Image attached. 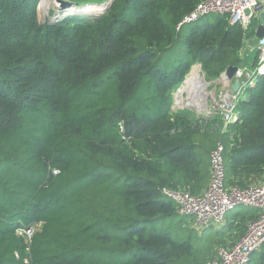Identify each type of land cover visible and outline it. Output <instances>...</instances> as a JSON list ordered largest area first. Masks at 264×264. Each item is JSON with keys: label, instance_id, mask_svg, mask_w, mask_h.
Instances as JSON below:
<instances>
[{"label": "trees", "instance_id": "trees-1", "mask_svg": "<svg viewBox=\"0 0 264 264\" xmlns=\"http://www.w3.org/2000/svg\"><path fill=\"white\" fill-rule=\"evenodd\" d=\"M37 1L0 0V264H204L237 242L257 209L207 233L185 218L161 229L178 215L161 189L202 192L218 142L226 187L262 181L264 75L225 130L218 111L171 110L194 64L207 81L242 64L257 18L176 29L201 0H112L98 16L41 22Z\"/></svg>", "mask_w": 264, "mask_h": 264}, {"label": "built area", "instance_id": "built-area-1", "mask_svg": "<svg viewBox=\"0 0 264 264\" xmlns=\"http://www.w3.org/2000/svg\"><path fill=\"white\" fill-rule=\"evenodd\" d=\"M262 3V0H201L181 19L176 29L183 24L195 23L212 13L225 14L230 24L238 23L247 28L257 18L256 8ZM252 51L256 63L249 70L251 78L264 75V37L256 40ZM245 70L238 67L234 77H241ZM248 85H252L251 80ZM243 88L245 86L237 93L219 92L220 100L215 102L213 111H218L223 130L238 119L237 103L244 96ZM210 171V180L199 194H191L181 188H162L161 193L174 201L177 214L188 217V226L197 232L206 227L222 225L226 215L239 206L257 209V217L247 223L245 232L238 241L231 246L218 247L215 256L204 263L248 264L251 254L264 246V174L260 184L244 188L226 187L221 142L216 143L210 153ZM52 173L56 175L58 171L53 169ZM33 231L32 226H25L20 228L19 233L28 242ZM24 261L28 264L27 259Z\"/></svg>", "mask_w": 264, "mask_h": 264}, {"label": "rangeland", "instance_id": "rangeland-1", "mask_svg": "<svg viewBox=\"0 0 264 264\" xmlns=\"http://www.w3.org/2000/svg\"><path fill=\"white\" fill-rule=\"evenodd\" d=\"M69 1H71L73 3H77V6L74 5L75 11H78L75 14H86L88 16H98V15L102 14L103 12H105V10L107 9V6H108V3H109L110 0H69ZM95 5H98V6L103 5V9L100 11V13H94L90 9H88V7L95 6ZM36 6L38 8V17H39V20L41 22L54 20L56 14L60 12V10L58 8V2L56 0H38ZM85 7H87V8H85ZM198 67H199V64L198 63L194 64L191 67V69L189 70V72L185 76V79L183 80V82L178 87L179 89H182V87H185L186 84H185L184 81H186V83H187V80L189 78H191L190 76H192L194 70H196V69L199 70ZM215 80L216 79L211 80V84L208 85V86H206V88L204 90L205 94H202V95L201 94L193 95L192 92H194V91H192V88H191V90L189 89L188 90V93L189 94H188L187 100L186 99H182L181 100L182 105H180V106L177 103V110H180L181 108H184V109L189 108L187 110H190L193 113L199 111V112H201V113L204 114V109L205 108H203L201 99L203 97L207 96L210 93H213V94H215V96H217V94H218V87L221 86V84L220 85H218V84L216 85L215 84L216 83ZM253 80H255V77H253ZM177 89L176 90H173L171 92L172 96H173V94H178ZM242 92H244V90ZM188 101H191V103L189 104ZM196 105H197V107H196ZM181 110H183V109H181ZM181 218H185V221H183V224L185 226H188V221H189L188 217L181 216V215H177V218H176L177 220L176 219H175V221L167 220L161 226H160V224H158V227H160L161 229H166V227H168L169 229H171L173 227H176V224L178 223V221H180ZM219 227H220L219 225L218 226H215V227L214 226H211V228H219ZM171 232H173V231H171Z\"/></svg>", "mask_w": 264, "mask_h": 264}, {"label": "crops", "instance_id": "crops-1", "mask_svg": "<svg viewBox=\"0 0 264 264\" xmlns=\"http://www.w3.org/2000/svg\"><path fill=\"white\" fill-rule=\"evenodd\" d=\"M262 1L264 2V0H262ZM257 25H258V18H257L256 26ZM255 42H256V40H254V39L246 40L244 47H242V49L240 50V57H241L242 64L239 67L246 69L243 72V75H244L245 72H249L251 67L254 65L255 55L253 54L252 47H253ZM250 80L252 81V85H254L255 81L253 80V77L250 78ZM208 82H209L208 85H210L211 81H208ZM215 82H216L215 83L216 85L217 84L218 85L221 84V86L218 87V94H217V96H215V94L210 93V94L207 95V97H203L201 99L203 108H205V109H204V114L199 112V111L194 112L195 116L198 119H206L212 114L213 106H214L215 102L220 100V97H219V92L220 91H222L224 93H232L231 90L229 89V87H227L225 85H222L223 83H221L220 81L215 80ZM190 88H192V86L191 85L188 86L187 83H186V85H185V89L186 90L184 89V91L182 93L173 94V96H171V110L173 112L177 111V100L176 99L179 98L180 100H182V99H186L187 100V97H188V94H189L188 90ZM181 109H184V108H181ZM187 109H189V108H187ZM220 226H222V225H220ZM212 229L216 230L217 228H212ZM210 230H211V227H206V228L202 229L200 233H202V232L203 233H205V232L207 233ZM248 264H264V246H261L260 248H258L257 250H255L251 254Z\"/></svg>", "mask_w": 264, "mask_h": 264}, {"label": "water", "instance_id": "water-1", "mask_svg": "<svg viewBox=\"0 0 264 264\" xmlns=\"http://www.w3.org/2000/svg\"><path fill=\"white\" fill-rule=\"evenodd\" d=\"M58 2V8L60 10L59 13L56 14L54 21L58 18H61L65 15H72L77 13L78 11H69V8L72 6H77V3H73L69 0H56ZM112 0L109 1L108 6ZM107 6V7H108ZM257 18H258V25L255 28V37L257 39L264 37V2L260 4L257 8ZM199 74L201 76V80L203 83L207 86L209 84L208 81L205 82L204 73L201 70V65L199 64ZM238 69V66L236 65H229L225 68V70L219 75V77L216 79L223 83L225 86L229 87L232 93L239 92L242 87L246 86L248 82L250 81V74L249 72H245L244 75L241 77H234V74L236 70ZM186 84V81H184ZM185 87H182V89H177V92L182 93L184 91ZM244 89V88H243Z\"/></svg>", "mask_w": 264, "mask_h": 264}, {"label": "bare ground", "instance_id": "bare-ground-1", "mask_svg": "<svg viewBox=\"0 0 264 264\" xmlns=\"http://www.w3.org/2000/svg\"><path fill=\"white\" fill-rule=\"evenodd\" d=\"M85 8H87V7H85ZM88 9H90L92 12H94V13H100V11L103 9V5H101V6H98V5H95V6H90V7H88ZM105 9V8H104ZM75 10V8H74V6H72V7H70L69 8V11H74ZM98 15V14H97ZM191 78H189L188 80H187V85L188 86H192V91H194V92H192V94L193 95H196V94H205V92H204V90H205V87H206V85L203 83V81L201 80V76H200V74L198 73V70L196 69V70H194V72H193V74H192V76H190ZM205 79V78H204ZM207 80L205 79V82H206ZM186 90V89H185ZM190 90H191V88H190ZM196 90V91H195ZM178 94H179V92H178ZM205 97H207V96H205ZM177 100V103L179 104V106L180 105H182V103H181V100L179 99V98H177L176 99ZM195 101V100H194ZM176 102V101H175ZM189 102V104L191 103V101H188ZM193 103V102H192ZM196 107H197V105H196Z\"/></svg>", "mask_w": 264, "mask_h": 264}]
</instances>
